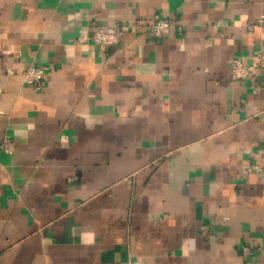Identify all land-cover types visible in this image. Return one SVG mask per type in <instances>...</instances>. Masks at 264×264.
<instances>
[{
    "label": "crops",
    "instance_id": "obj_1",
    "mask_svg": "<svg viewBox=\"0 0 264 264\" xmlns=\"http://www.w3.org/2000/svg\"><path fill=\"white\" fill-rule=\"evenodd\" d=\"M260 14L264 0H0V264H264V70L229 80L231 57L264 52ZM116 24L112 46L83 39Z\"/></svg>",
    "mask_w": 264,
    "mask_h": 264
},
{
    "label": "built area",
    "instance_id": "obj_2",
    "mask_svg": "<svg viewBox=\"0 0 264 264\" xmlns=\"http://www.w3.org/2000/svg\"><path fill=\"white\" fill-rule=\"evenodd\" d=\"M116 30L109 31L101 27H93L90 34L84 36L83 39L89 40L97 49L103 50L106 47L116 44L121 38L127 26L125 24H116ZM171 28V20L165 15L162 16L145 28L147 35L154 40H158L168 32ZM254 29L264 36V14H260L253 23L248 26V31L252 32ZM229 80L233 83L235 80H248L254 82L258 72L264 70V52L258 50L251 57L249 62L243 61L239 56H233L230 59ZM46 67L37 64L30 65L25 70V79L32 83L36 88H39L40 81L45 75ZM14 145L12 141L4 137L0 142V151L8 154L12 153Z\"/></svg>",
    "mask_w": 264,
    "mask_h": 264
}]
</instances>
